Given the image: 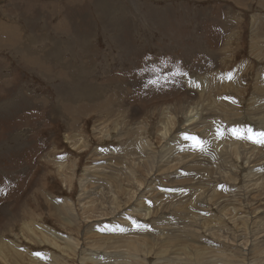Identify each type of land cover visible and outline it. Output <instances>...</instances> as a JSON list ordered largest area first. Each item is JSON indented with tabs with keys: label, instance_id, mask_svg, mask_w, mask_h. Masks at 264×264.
Instances as JSON below:
<instances>
[{
	"label": "rangeland",
	"instance_id": "rangeland-1",
	"mask_svg": "<svg viewBox=\"0 0 264 264\" xmlns=\"http://www.w3.org/2000/svg\"><path fill=\"white\" fill-rule=\"evenodd\" d=\"M249 128L264 0H0V264H264Z\"/></svg>",
	"mask_w": 264,
	"mask_h": 264
},
{
	"label": "snow or ice",
	"instance_id": "snow-or-ice-1",
	"mask_svg": "<svg viewBox=\"0 0 264 264\" xmlns=\"http://www.w3.org/2000/svg\"><path fill=\"white\" fill-rule=\"evenodd\" d=\"M239 131L240 130H238V129H233V134L238 135ZM244 131H245L246 135L242 138L250 139L254 143L264 144V132H253V130L250 128L245 129ZM188 138L192 139L195 142V146L200 145V142L198 141L197 138H195V137H188ZM238 138H241V137H239V135H238Z\"/></svg>",
	"mask_w": 264,
	"mask_h": 264
},
{
	"label": "bare ground",
	"instance_id": "bare-ground-1",
	"mask_svg": "<svg viewBox=\"0 0 264 264\" xmlns=\"http://www.w3.org/2000/svg\"><path fill=\"white\" fill-rule=\"evenodd\" d=\"M190 113H191V112H190ZM191 114H192V113H191ZM192 115H193V114H192ZM190 117H191V116H190ZM192 117H193V116H192ZM187 119H188V118H187ZM193 121H194L193 119H188V120H187V122H188L189 124L193 123ZM189 124H188V125H189ZM189 127H190V126H189ZM195 128H196V126H193L192 129H190V131H191V130H194ZM185 130H186V129H185ZM165 134H166V133H165ZM175 160H176V159H175ZM173 164H174V163H173ZM173 166H174V165H173Z\"/></svg>",
	"mask_w": 264,
	"mask_h": 264
}]
</instances>
